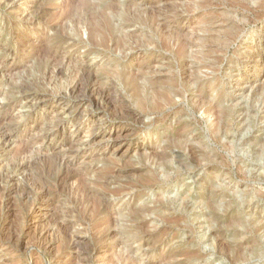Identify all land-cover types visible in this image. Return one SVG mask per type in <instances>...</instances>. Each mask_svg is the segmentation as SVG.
Returning a JSON list of instances; mask_svg holds the SVG:
<instances>
[{
	"label": "rangeland",
	"instance_id": "obj_1",
	"mask_svg": "<svg viewBox=\"0 0 264 264\" xmlns=\"http://www.w3.org/2000/svg\"><path fill=\"white\" fill-rule=\"evenodd\" d=\"M0 264H264V0H0Z\"/></svg>",
	"mask_w": 264,
	"mask_h": 264
},
{
	"label": "bare ground",
	"instance_id": "obj_2",
	"mask_svg": "<svg viewBox=\"0 0 264 264\" xmlns=\"http://www.w3.org/2000/svg\"><path fill=\"white\" fill-rule=\"evenodd\" d=\"M243 1V0H242ZM71 2V1H70ZM135 3V2H134ZM76 4V3H75ZM90 17V16H89ZM231 18V17H230ZM91 20H92V18H90ZM155 20V19H154ZM107 22H109V23H111L112 22V20H110V19H106L105 17H103V20H102V22H98L97 23V25H95L94 26V28L93 29H91V32H92V34L90 35L91 36V39H92V35L93 34H96V33H98V34H100V33H102L103 32V30L105 29V26H106V24H107ZM163 26V25H162ZM161 28V27H160ZM56 30V29H55ZM163 30V29H162ZM236 33V32H235ZM169 34V33H168ZM102 35V34H101ZM228 39V38H227ZM104 41V39H102V42ZM166 41V40H165ZM168 44V43H167ZM117 47V46H116ZM166 47V46H165ZM167 48V47H166ZM95 50H97V49H95ZM179 51V50H178ZM44 52V51H43ZM45 53V52H44ZM50 57H51V55H50ZM196 57H199L198 55H196ZM54 58V57H53ZM195 59V58H194ZM189 63V62H188ZM203 64V63H202ZM118 68V67H117ZM145 71V70H144ZM156 71V70H155ZM141 75V74H140ZM146 75V74H145ZM136 78V77H135ZM158 78V77H157ZM157 80V79H156ZM187 80V79H186ZM82 81V80H81ZM76 86V85H75ZM116 89V88H115ZM152 90V89H151ZM153 92V91H152ZM105 93V92H104ZM177 93V92H176ZM172 95V94H171ZM174 96V95H173ZM158 97V96H157ZM161 97V96H160ZM200 98V97H199ZM158 99V98H157ZM173 99V98H172ZM201 99V98H200ZM175 100V99H174ZM63 101V100H62ZM65 102V101H64ZM93 103V102H92ZM156 103V102H155ZM62 104V103H61ZM199 104V103H198ZM81 105V104H80ZM204 105V104H203ZM66 106V105H65ZM197 106H200V105H197ZM73 107V106H72ZM70 107V109H74L73 111L75 112V111H77L78 110V108H75V107ZM165 107V106H164ZM201 107V106H200ZM202 108H203V106H202ZM149 109V108H148ZM205 110V109H204ZM147 111V110H146ZM69 112V111H68ZM79 112V111H78ZM70 113V112H69ZM73 113V112H72ZM155 113V112H154ZM78 115V114H77ZM7 118V117H6ZM71 118V117H70ZM72 119V118H71ZM78 118L77 117H75V119L73 120V121H76ZM78 121V120H77ZM81 122V121H80ZM77 123V122H76ZM76 123H75V125H76ZM142 123V122H141ZM78 125H79V123H77ZM89 125V124H88ZM90 128V127H89ZM94 132V131H93ZM97 132V131H96ZM95 132V133H96ZM123 130L122 129H115L114 131H111L110 132V134H109V137H110V139H111V142H112V145L113 146H115V147H121L122 146V144H121V137H122V134H123ZM182 132V131H181ZM178 133H179V131H178ZM192 134V133H191ZM181 135V134H180ZM123 139V138H122ZM181 139V138H180ZM183 139V138H182ZM62 142V141H61ZM60 142V143H61ZM67 143H73V140H68L67 141ZM76 143H78V142H75V144ZM58 145H59V143H58ZM72 145V144H71ZM189 148V147H188ZM165 151V150H164ZM167 153V152H166ZM164 154V153H163ZM194 154V153H193ZM159 156H160V154H159ZM63 165H65V164H63ZM76 175V174H75ZM115 175V174H114ZM124 175V174H123ZM77 176V175H76ZM65 177V176H64ZM72 177V176H71ZM117 177V176H116ZM171 177V176H170ZM173 177V176H172ZM69 178V177H68ZM67 179V178H66ZM107 180V179H106ZM64 181V180H63ZM170 181V180H169ZM108 184V183H107ZM106 186V185H105ZM109 188V187H108ZM105 192V191H104ZM101 195V194H100ZM110 195V194H109ZM103 196V195H102ZM106 197V196H105ZM102 198V197H101ZM175 201V200H174ZM167 203V202H166ZM175 203V202H174ZM109 205V204H108ZM175 205H176V203H175ZM186 206V205H185ZM108 208V207H107ZM106 208V209H107ZM189 208V207H188ZM191 208V207H190ZM171 211V210H170ZM188 214V213H187ZM80 215V214H79ZM158 216H160V215H158ZM49 218V217H48ZM178 218V217H177ZM176 218V219H177ZM49 219H51V218H49ZM77 220H80L79 218H77ZM168 221V220H167ZM106 222V221H105ZM38 223V222H37ZM104 223V222H103ZM112 223V222H111ZM70 224V223H69ZM172 224V223H171ZM36 225V224H35ZM73 225V224H72ZM104 225V224H103ZM112 225V224H111ZM67 226H69V225H67ZM112 231V230H111ZM225 234V233H224ZM216 236H218V235H216ZM215 236V237H216ZM240 238V237H239ZM215 243H217V242H215ZM220 243V242H219ZM224 243V242H223ZM252 244V243H251ZM260 245V244H259ZM223 245H221V247H222ZM220 249H222V248H220ZM229 249V248H228ZM224 250H226V249H224ZM221 251V250H220ZM228 251V250H227ZM223 253V252H222ZM226 253H228V252H226ZM256 254V253H255ZM231 255V254H230ZM249 256V255H248ZM259 256V255H258ZM232 257V256H231ZM230 257V258H231ZM188 258V257H187ZM229 258V257H228ZM233 258V257H232ZM236 259V258H235ZM241 260V259H240ZM235 261V260H234ZM232 262H233V260H232ZM154 263V262H153Z\"/></svg>",
	"mask_w": 264,
	"mask_h": 264
}]
</instances>
